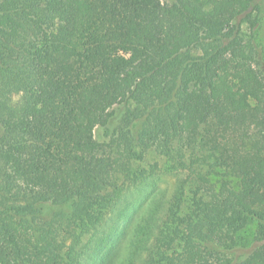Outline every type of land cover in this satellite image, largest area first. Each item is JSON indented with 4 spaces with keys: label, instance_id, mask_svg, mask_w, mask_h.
<instances>
[{
    "label": "trees",
    "instance_id": "obj_1",
    "mask_svg": "<svg viewBox=\"0 0 264 264\" xmlns=\"http://www.w3.org/2000/svg\"><path fill=\"white\" fill-rule=\"evenodd\" d=\"M263 18L258 0H0V264H264Z\"/></svg>",
    "mask_w": 264,
    "mask_h": 264
},
{
    "label": "rangeland",
    "instance_id": "obj_2",
    "mask_svg": "<svg viewBox=\"0 0 264 264\" xmlns=\"http://www.w3.org/2000/svg\"><path fill=\"white\" fill-rule=\"evenodd\" d=\"M162 1L170 3L173 0ZM258 4L262 14L264 15V0H258ZM261 38L264 40V18L262 22ZM111 110L113 111V115L111 116L109 123L105 126L98 125L95 129L96 138L100 141L109 140L110 137L115 134L117 125L119 124L120 118L123 114L124 107L122 105H115ZM0 129H2L1 126ZM141 164L143 168H146L147 170L155 168L156 175L154 177V181L158 183L160 188H167L169 192L174 189L177 176L174 171L171 172L167 170L164 158L153 151L150 152Z\"/></svg>",
    "mask_w": 264,
    "mask_h": 264
}]
</instances>
